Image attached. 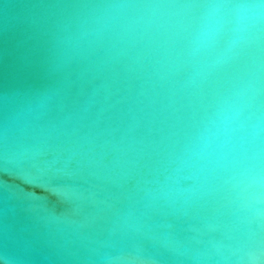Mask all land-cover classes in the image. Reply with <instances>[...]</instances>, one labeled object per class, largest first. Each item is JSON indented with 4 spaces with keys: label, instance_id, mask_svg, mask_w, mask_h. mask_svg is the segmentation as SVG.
I'll use <instances>...</instances> for the list:
<instances>
[{
    "label": "water",
    "instance_id": "1",
    "mask_svg": "<svg viewBox=\"0 0 264 264\" xmlns=\"http://www.w3.org/2000/svg\"><path fill=\"white\" fill-rule=\"evenodd\" d=\"M0 264H264V0H0Z\"/></svg>",
    "mask_w": 264,
    "mask_h": 264
},
{
    "label": "snow or ice",
    "instance_id": "2",
    "mask_svg": "<svg viewBox=\"0 0 264 264\" xmlns=\"http://www.w3.org/2000/svg\"><path fill=\"white\" fill-rule=\"evenodd\" d=\"M221 7H229L231 5H216ZM23 179L28 184L38 185L40 188H45L46 185L43 183L39 175H24Z\"/></svg>",
    "mask_w": 264,
    "mask_h": 264
}]
</instances>
